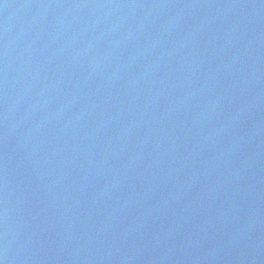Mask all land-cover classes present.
Here are the masks:
<instances>
[{
  "label": "water",
  "instance_id": "obj_1",
  "mask_svg": "<svg viewBox=\"0 0 264 264\" xmlns=\"http://www.w3.org/2000/svg\"><path fill=\"white\" fill-rule=\"evenodd\" d=\"M0 264H264V0H0Z\"/></svg>",
  "mask_w": 264,
  "mask_h": 264
}]
</instances>
